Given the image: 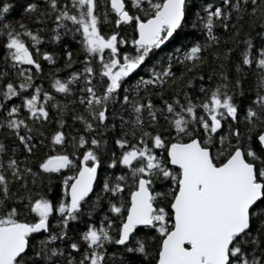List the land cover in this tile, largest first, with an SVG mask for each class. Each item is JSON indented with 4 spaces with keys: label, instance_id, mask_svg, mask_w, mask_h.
I'll return each instance as SVG.
<instances>
[{
    "label": "snow or ice",
    "instance_id": "snow-or-ice-1",
    "mask_svg": "<svg viewBox=\"0 0 264 264\" xmlns=\"http://www.w3.org/2000/svg\"><path fill=\"white\" fill-rule=\"evenodd\" d=\"M0 264H264V0H0Z\"/></svg>",
    "mask_w": 264,
    "mask_h": 264
},
{
    "label": "trees",
    "instance_id": "trees-1",
    "mask_svg": "<svg viewBox=\"0 0 264 264\" xmlns=\"http://www.w3.org/2000/svg\"><path fill=\"white\" fill-rule=\"evenodd\" d=\"M48 47H49V48H53V47L58 48V46H56V45H48Z\"/></svg>",
    "mask_w": 264,
    "mask_h": 264
}]
</instances>
